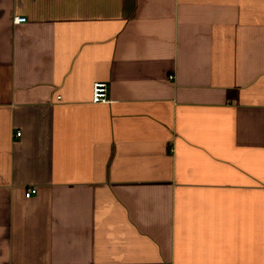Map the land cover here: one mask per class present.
I'll return each mask as SVG.
<instances>
[{"label":"crops","instance_id":"crops-1","mask_svg":"<svg viewBox=\"0 0 264 264\" xmlns=\"http://www.w3.org/2000/svg\"><path fill=\"white\" fill-rule=\"evenodd\" d=\"M0 264H264V0H0Z\"/></svg>","mask_w":264,"mask_h":264},{"label":"built area","instance_id":"built-area-1","mask_svg":"<svg viewBox=\"0 0 264 264\" xmlns=\"http://www.w3.org/2000/svg\"><path fill=\"white\" fill-rule=\"evenodd\" d=\"M27 20V17L25 15H16L14 17L15 22L25 21ZM172 75H170L171 77ZM109 96V85L106 81H96L93 85V94H92V100L93 101H106L108 100ZM18 134L21 132L18 131ZM36 187H29L26 191V195L30 196L32 193L36 192Z\"/></svg>","mask_w":264,"mask_h":264}]
</instances>
